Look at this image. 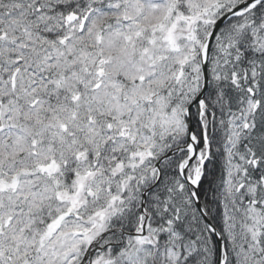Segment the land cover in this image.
I'll list each match as a JSON object with an SVG mask.
<instances>
[{
	"label": "snow or ice",
	"instance_id": "snow-or-ice-1",
	"mask_svg": "<svg viewBox=\"0 0 264 264\" xmlns=\"http://www.w3.org/2000/svg\"><path fill=\"white\" fill-rule=\"evenodd\" d=\"M0 264H264V0H0Z\"/></svg>",
	"mask_w": 264,
	"mask_h": 264
}]
</instances>
